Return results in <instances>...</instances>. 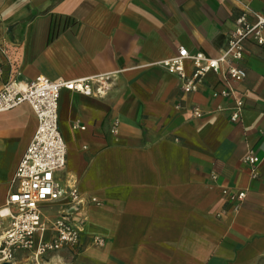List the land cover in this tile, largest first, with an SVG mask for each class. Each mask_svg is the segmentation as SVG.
Masks as SVG:
<instances>
[{
	"label": "crops",
	"instance_id": "0c3cea01",
	"mask_svg": "<svg viewBox=\"0 0 264 264\" xmlns=\"http://www.w3.org/2000/svg\"><path fill=\"white\" fill-rule=\"evenodd\" d=\"M243 5L264 13V0H0V89L109 78L103 96L62 90L58 99L66 163L55 179L83 202L68 214L82 222L79 244L13 264H264V44L244 43L236 122L234 99L214 95L220 74L187 94L159 64L181 47L221 55ZM36 128L26 104L0 113V209ZM68 209L41 205L50 220Z\"/></svg>",
	"mask_w": 264,
	"mask_h": 264
},
{
	"label": "built area",
	"instance_id": "2783aa9c",
	"mask_svg": "<svg viewBox=\"0 0 264 264\" xmlns=\"http://www.w3.org/2000/svg\"><path fill=\"white\" fill-rule=\"evenodd\" d=\"M249 39L257 45L264 44V13L254 12L243 5L221 55L212 58L200 52L189 53L181 47L174 57L159 64L180 80L181 88L187 94L198 91L209 73L220 74L223 88L214 95L234 99L230 120L236 122L240 119L243 103L236 98L233 84L246 78L245 71L237 63L242 60L244 43ZM186 62L192 66L189 75L185 71ZM108 79L98 76L54 82L37 77L27 83L8 81L1 87L0 113L26 104L36 116L37 128L14 173L16 188L8 194L5 206L0 209V220L9 221L0 233V264H13L19 254L32 255L36 262L43 255L75 248L79 244L82 222L72 223L68 214L77 212L83 202L74 186H63L55 179V173L66 163V145L58 128V99L62 90L85 96H103ZM192 115L201 119L204 113L193 107ZM116 127L117 123L114 131ZM245 161L251 165V178H256L254 168L258 159L248 155ZM244 198L243 191L229 194L232 204ZM54 202H63L69 209L50 220L42 213L41 205ZM92 203L98 202L92 199ZM104 243V239L98 236L91 240V245L96 247H102Z\"/></svg>",
	"mask_w": 264,
	"mask_h": 264
},
{
	"label": "water",
	"instance_id": "95a60500",
	"mask_svg": "<svg viewBox=\"0 0 264 264\" xmlns=\"http://www.w3.org/2000/svg\"><path fill=\"white\" fill-rule=\"evenodd\" d=\"M1 264H12V263H1Z\"/></svg>",
	"mask_w": 264,
	"mask_h": 264
}]
</instances>
